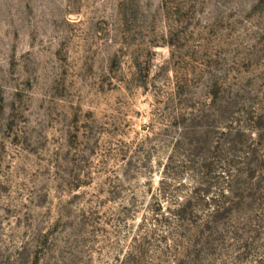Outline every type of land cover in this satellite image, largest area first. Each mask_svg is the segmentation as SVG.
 <instances>
[{
  "label": "rangeland",
  "instance_id": "obj_1",
  "mask_svg": "<svg viewBox=\"0 0 264 264\" xmlns=\"http://www.w3.org/2000/svg\"><path fill=\"white\" fill-rule=\"evenodd\" d=\"M0 264H264V0H0Z\"/></svg>",
  "mask_w": 264,
  "mask_h": 264
}]
</instances>
